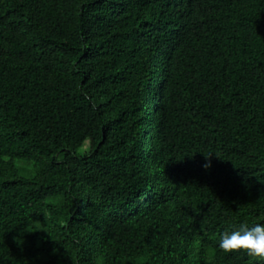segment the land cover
<instances>
[{
  "label": "trees",
  "instance_id": "16d2710c",
  "mask_svg": "<svg viewBox=\"0 0 264 264\" xmlns=\"http://www.w3.org/2000/svg\"><path fill=\"white\" fill-rule=\"evenodd\" d=\"M242 223L264 0H0V264H264Z\"/></svg>",
  "mask_w": 264,
  "mask_h": 264
},
{
  "label": "clouds",
  "instance_id": "9594fccd",
  "mask_svg": "<svg viewBox=\"0 0 264 264\" xmlns=\"http://www.w3.org/2000/svg\"><path fill=\"white\" fill-rule=\"evenodd\" d=\"M205 156L202 167L207 170L212 166V161ZM217 246L225 253L245 252L249 257L264 260V223L240 224L231 231L221 232L218 237Z\"/></svg>",
  "mask_w": 264,
  "mask_h": 264
},
{
  "label": "rangeland",
  "instance_id": "374dc122",
  "mask_svg": "<svg viewBox=\"0 0 264 264\" xmlns=\"http://www.w3.org/2000/svg\"><path fill=\"white\" fill-rule=\"evenodd\" d=\"M87 147V145H85V148Z\"/></svg>",
  "mask_w": 264,
  "mask_h": 264
}]
</instances>
